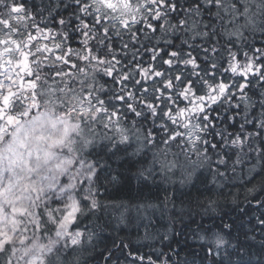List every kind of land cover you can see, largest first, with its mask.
<instances>
[{"label":"snow or ice","instance_id":"1","mask_svg":"<svg viewBox=\"0 0 264 264\" xmlns=\"http://www.w3.org/2000/svg\"><path fill=\"white\" fill-rule=\"evenodd\" d=\"M205 2L232 26L225 35L241 42L245 30L256 26L253 7L264 15V0H250L251 6L246 2L242 9L240 0ZM52 7L59 5L53 3ZM73 7L74 22L63 16L53 18L54 26L59 25L53 36L52 29L36 23L23 3L0 0V264H62L65 252L83 247L84 233L70 231V225L85 208L99 207L93 191L98 173L83 154L94 146L97 126L115 129L121 142L131 139V129L121 124L126 119L124 109L137 121H161L164 147L156 146L152 132L144 137V143L158 148L153 162H159L162 170L175 166V161L167 159L172 144L182 153L195 151L205 160L209 149L220 147L206 138L215 127L209 114L213 106L226 104L238 110L242 103L245 108L258 109V115L248 112L241 125L242 129L253 125L254 130L231 138V145L243 150L247 143L248 152L264 162V143H254L264 139V96L253 99L248 93L253 85L264 89V47L243 51V61L240 50L226 47V58L218 65L213 58L221 49L216 45L202 48L207 58L202 64L191 51L172 50L163 59L155 47L142 44L145 53H152L153 63L143 65L134 58L125 70L117 67L122 61L115 54L112 36L122 39L128 33L135 46L140 31L137 26L143 24L145 34L149 30L154 33L157 25L153 21H164L175 13V3L73 0ZM183 11L192 14L194 9ZM166 24L158 26L163 29ZM186 25L181 18L171 28L181 30ZM73 33L82 37L79 48L68 43ZM50 38L52 47L41 46V39ZM122 47L127 49L129 44ZM69 67L72 71H65ZM97 74L119 87L108 89L107 81L101 83ZM71 81H77L79 88ZM129 82L135 91L129 90ZM34 109L38 110L35 114ZM215 135L227 142L222 132ZM81 198L90 204L83 205ZM53 202L62 207L53 209ZM260 224L264 226V220ZM44 232L49 233L47 242L40 235ZM222 244L218 241L217 248Z\"/></svg>","mask_w":264,"mask_h":264},{"label":"trees","instance_id":"2","mask_svg":"<svg viewBox=\"0 0 264 264\" xmlns=\"http://www.w3.org/2000/svg\"><path fill=\"white\" fill-rule=\"evenodd\" d=\"M34 1L39 2L41 18L45 22L40 26L51 28L52 34L55 35L59 27L54 26V17L63 16L74 22L73 0ZM172 2L177 11L170 13L164 21H153L157 25L154 33L149 30L145 34L143 24L137 26L140 31L136 33L135 46H132L128 33L122 39L112 36L115 54L122 61L118 68L127 70L134 58L143 65L153 63L150 59L152 53H145L142 44L155 47L163 59H167L165 54L172 50L182 54L191 51L202 64L207 59L202 48L216 45L221 49L213 58L218 65L226 58L223 51L226 47H231L234 52L240 50L241 61L244 60L243 51L264 47V15H260L256 7L253 10L257 12L256 26L245 30L241 42L225 35L224 31L232 26L222 21L219 10L208 7L205 0ZM246 2L249 1L240 0L241 9ZM53 3L59 8L52 7ZM183 9L194 11L189 14ZM181 18L187 21L186 28L173 30L171 25L178 24ZM165 22V27L160 29L158 25ZM81 39L73 33V39L68 43L79 48ZM124 43L129 44L127 49H123ZM95 47L100 45L95 44ZM97 78L101 83L107 81L108 89L119 87L102 74H97ZM129 90L135 91L132 82H129ZM248 93L255 99L258 95L264 96V89L253 85ZM213 107L209 114L215 127L206 138L209 143L214 142L220 147L214 151L209 149L207 160L193 151L181 152L182 156L174 157L189 159L185 162L190 165L183 166V163L174 171L162 170L159 162H153L154 154L158 152L156 146L164 147L161 140L165 132L161 130V121L153 122L151 118L137 121L134 114L124 109L126 119H122L121 124L131 129V139L121 142L116 132L110 133L86 154L98 173L93 191L99 207L88 209L76 224L83 228L80 230L87 229L92 238L86 239L83 247L78 248L70 259L65 257L62 264H264V226L260 224L264 220L261 210L264 204V162L254 152H248L247 143L243 150L231 145V138L246 136L254 130L250 124L241 128L248 112L255 115L259 112L258 109L245 108L242 103L238 110L230 109L226 104ZM36 111L34 109L33 114ZM169 126H172L170 122ZM179 131L184 132L183 128ZM100 132L105 134L107 129H100ZM148 132L153 133L156 146L144 143ZM217 132L224 134L226 143L215 135ZM254 143H264V139ZM204 147L201 142L200 148ZM179 151L180 147L172 144L168 157ZM148 207L150 209L144 213L147 218L143 219V211L139 208ZM134 209L135 213L130 214ZM214 232L226 241L218 256L214 254V243L206 245L205 241H200L209 240Z\"/></svg>","mask_w":264,"mask_h":264},{"label":"rangeland","instance_id":"3","mask_svg":"<svg viewBox=\"0 0 264 264\" xmlns=\"http://www.w3.org/2000/svg\"><path fill=\"white\" fill-rule=\"evenodd\" d=\"M249 1V4H250V6H251V2H250V0H248ZM252 10H254V7H253V9ZM39 22H40V25L41 24H45V22L44 21H42V18H41V13H40V20H39ZM0 27H2V26H0ZM53 36H55L54 35V33L52 34ZM40 44H41V46H43L44 44H48V46L49 47H52L53 45H52V40H51V38L49 39V40H43V39H41L40 40ZM74 60H75V58H74ZM75 62H77V63H79V61H75ZM70 68V67H69ZM71 69V68H70ZM67 69H65V71H66ZM71 83L73 84V86L74 87H76L77 89L79 88V83L77 82V81H71ZM100 129H104L103 127H101V126H97V128H96V132L98 133V135H97V137H96V139H95V143H94V146L96 145V144H98V142L100 141V139L102 140V138H103V135L104 134H100L101 132H103L104 130H102L101 132H100ZM184 130V129H183ZM109 131H111V132H109ZM185 131V130H184ZM85 132L87 133V130H85ZM114 132H116L115 131V129H112V130H109V129H107V134L109 135L110 133H111V135H113L114 134ZM118 135V134H117ZM77 140L79 139V137H75ZM94 146H91V147H89L85 152H84V159L87 161V163L88 164H91V165H94L92 162H91V160L88 158V155H86L91 149H92V147H94ZM66 151V150H65ZM193 152H195V151H193ZM170 157H167V159H168V161H175V166L174 167H172L171 169H172V171H174V170H176V169H179V168H181L182 167V164L184 163V165L183 166H186V165H190V164H187V162H185V161H187V160H189V159H184V160H182L181 158V160L179 159V158H176V157H174V156H178V157H180V156H182V153H181V151H179L178 153L176 152V153H172L171 155H169ZM175 159H174V158ZM190 159H191V155H190ZM75 166H78V165H74V167ZM165 169H167V168H165ZM187 169V168H186ZM97 172V171H96ZM186 175V174H185ZM184 175V176H185ZM62 180H64V182L66 183L67 182V180H66V178H64V177H62L61 178ZM81 202H82V204L83 205H89V202L90 201H85V200H83L82 198H81ZM51 207L53 208V209H55V208H57V207H62V205H60L59 204V202H53L52 204H51ZM140 210H142L143 212H142V218L144 219H146L147 218V216H145V214L148 212V209H150L149 207L148 208H139ZM261 210L263 211V213H264V204H263V206L261 207ZM40 211H43L42 209L40 210ZM86 211H89L88 210V208L86 209L85 208V210H84V212H83V214H81V215H79V219L75 222V223H73L72 225H70V231H72V232H75V231H80V232H82V233H84V236H83V238H82V240H83V244L86 242V239H91L92 238V234L90 235L89 234V232H88V230L87 229H84V231L83 230H80V229H83V228H80V227H77L76 226V224H78L79 223V220L81 219V218H83V215L86 213ZM91 211V210H90ZM135 213V209L132 211V213L130 212V214H134ZM145 213V214H144ZM45 219H46V217H45ZM78 228V229H76V228ZM49 228H53L54 229V226L53 225H49ZM44 234V236H42ZM214 235L212 236V238H209V239H212V241H213V243H214V254L216 255V251H219V250H221V249H223L224 247H225V242H224V239H222L217 233H213ZM29 235H31V233H29ZM41 236H42V239H43V242H47V236L49 235V234H47V232H44V233H41L40 234ZM211 236V235H210ZM218 241H222L223 242V244L219 247V248H217V246H216V244H217V242ZM74 252L75 251H72L71 249H69L67 252H65L64 253V257H68V259H70L72 256H74L73 254H74ZM76 255V254H75ZM159 264H167L166 262H162V263H159Z\"/></svg>","mask_w":264,"mask_h":264},{"label":"flooded vegetation","instance_id":"4","mask_svg":"<svg viewBox=\"0 0 264 264\" xmlns=\"http://www.w3.org/2000/svg\"><path fill=\"white\" fill-rule=\"evenodd\" d=\"M33 2V4H31ZM17 3H23L24 6L27 8V10L32 12V15L34 16V20L36 23L40 24V4L39 2H35L34 0H17ZM26 22H31V21H25ZM32 32L35 33V29L32 28Z\"/></svg>","mask_w":264,"mask_h":264},{"label":"bare ground","instance_id":"5","mask_svg":"<svg viewBox=\"0 0 264 264\" xmlns=\"http://www.w3.org/2000/svg\"><path fill=\"white\" fill-rule=\"evenodd\" d=\"M201 239H202V238H201ZM200 241H205V244H206V245H207V243H208V244H210V243L213 244L212 239H209V240H208V239H202V240H200ZM222 251H223V249H221V250H219V251H216V255L218 256L219 253L222 252Z\"/></svg>","mask_w":264,"mask_h":264},{"label":"clouds","instance_id":"6","mask_svg":"<svg viewBox=\"0 0 264 264\" xmlns=\"http://www.w3.org/2000/svg\"><path fill=\"white\" fill-rule=\"evenodd\" d=\"M224 242H226V241H224Z\"/></svg>","mask_w":264,"mask_h":264}]
</instances>
